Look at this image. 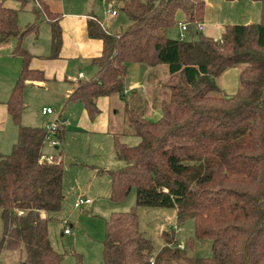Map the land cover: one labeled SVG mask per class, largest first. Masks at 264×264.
Here are the masks:
<instances>
[{
    "label": "trees",
    "instance_id": "1",
    "mask_svg": "<svg viewBox=\"0 0 264 264\" xmlns=\"http://www.w3.org/2000/svg\"><path fill=\"white\" fill-rule=\"evenodd\" d=\"M2 1L0 43L15 39L11 54L20 57L21 67L4 103L17 130L9 152L0 155V253L22 251L17 264H62L47 223L63 198L58 146L64 127L54 130L56 152L45 162L39 155L46 130L20 124L24 82L43 80L41 71L28 67L22 39L46 22L50 57H56L60 14L45 0H18L17 9ZM251 1L259 3L258 22L224 25L219 39L194 29L203 19V0L124 1L120 9L129 25L119 33L108 32L96 18L87 20V36L101 41L99 56L90 60L96 71L79 80L64 103H79L92 119L97 98L117 95L130 133L138 138L126 145L113 133L114 158L122 164L98 171L109 177L111 200L134 192L133 207L104 221L102 264H156L153 254L159 261V254L168 252L166 246L152 252L150 239L138 229L137 207L169 208L177 223L192 220L193 238L208 239L211 254L191 257L187 264H264V0ZM28 3L34 21L20 29L17 13ZM180 21L188 24L191 39L166 36ZM133 63L167 68V96L155 121L127 106L123 85ZM238 64L239 89L221 95L215 79Z\"/></svg>",
    "mask_w": 264,
    "mask_h": 264
},
{
    "label": "rangeland",
    "instance_id": "2",
    "mask_svg": "<svg viewBox=\"0 0 264 264\" xmlns=\"http://www.w3.org/2000/svg\"><path fill=\"white\" fill-rule=\"evenodd\" d=\"M84 1L87 9L89 10L90 7V10H93V14L97 16L102 27L107 31L122 32L127 27V21L129 24L124 12L120 10L122 0ZM137 1L143 2L145 0ZM53 2L57 4L58 0H53ZM29 4H27V7ZM108 8L117 13L116 17L110 16L107 12ZM19 15V24L21 25L26 20L22 18H29L30 23L34 21V15L30 11H20ZM165 34L167 37L178 39L176 25L166 29ZM189 39L191 38L185 32L184 40ZM240 68V64L227 68L215 79L221 95L228 97L237 92L239 89L238 72ZM165 73L167 75V71ZM24 98L26 102L32 100L37 110L35 113V107L28 104L25 110L27 111L26 114L21 117L22 123L43 126V123L50 122L51 116L40 119L36 117L37 111L42 108L52 109L56 114L60 113L62 100L55 93L45 88L31 91L26 89ZM113 103L115 104V102ZM71 107H74V105H68L67 109L65 108L61 114L66 121L63 141L59 145V148H62L63 198L60 209L54 214V219L47 223V234L52 248L61 255L62 264H102L101 242L104 221L112 212L128 211L133 207L134 192L131 189L124 199L111 200L108 197V176L105 174L95 175L91 167L113 169L122 164L113 156L110 132H115L118 135V141L126 145L136 144L138 138L130 133L120 103L113 105L107 115L108 131L100 130L94 124L92 127L76 126L69 119ZM113 110H115V114H112ZM158 118L159 114L144 119L155 121ZM2 150L7 152L9 145L5 144ZM54 150L55 146L44 144L42 153L52 155L55 153ZM76 193L85 194L91 203L81 205L78 208L73 207ZM135 211L138 217V229L145 237L150 239L152 252H157L163 246L168 248V252L159 254L161 258L159 261L153 254L156 264H187L188 259L191 257H208L211 254L208 239L199 241L193 238L191 219H185L181 223H177L174 211L169 208L137 207ZM65 226L69 229L70 236L61 235ZM1 229L0 220V233ZM163 232L165 233L163 234ZM170 238L172 240L168 242L167 239ZM176 244L182 245L183 249L181 252L177 251L175 255H171L176 248ZM5 254L9 257H6ZM22 256V251L8 252L3 250L0 253V264H17Z\"/></svg>",
    "mask_w": 264,
    "mask_h": 264
},
{
    "label": "crops",
    "instance_id": "3",
    "mask_svg": "<svg viewBox=\"0 0 264 264\" xmlns=\"http://www.w3.org/2000/svg\"><path fill=\"white\" fill-rule=\"evenodd\" d=\"M124 1L127 0L121 1L120 8ZM203 1L205 6L203 19L201 21V32L202 35L206 37L219 39L224 25L257 23L259 20L260 8L259 3L256 1ZM45 2L51 11L58 12L60 14L58 25L60 28L61 44L57 56L50 57V28L46 22L39 23L37 29L34 32L27 34L22 39V46L30 54L28 67L30 69L41 71L43 74V80H26L24 82L22 89V110L20 114V124L22 126H37L36 124L31 125L21 122V117L27 112L25 111L28 107L27 105L29 104L30 106L31 104V106H34L32 100H30V102H26L24 98L25 90L27 89L31 91L45 88L46 90L55 93V95H57V97L62 100L59 113L60 115L65 110V108L67 109L68 105H74V107H71L72 110L69 113V119L72 120V123H74L76 126L82 127H92L94 124L98 127V129L105 131L108 129L107 115L111 111V107L117 103H120L122 106V100L117 95L97 98L96 106L98 108V114L92 119L87 117L83 107L79 103H64L65 99L71 93L73 87H75L79 80H87L92 78L95 74L96 67L90 63V60L99 56L101 52V41L99 39L90 38L87 36L86 22L89 18H96L97 20L98 18L95 14H93V10H90V7L89 10L87 9L86 2L84 0H58V3L56 2L57 4H55L53 0H45ZM2 5L13 9H17L19 6L18 0H3ZM20 11L30 10L26 6L17 13V25L20 29H22L30 23V20L29 18H22L26 20H24L22 25L19 24ZM116 15L117 13L115 12L114 15L110 16L116 17ZM176 18L179 20L182 19V14L179 11L176 13ZM178 23L176 24L177 34L179 32ZM128 25L129 24L127 21V26ZM119 32L120 31H114L112 33ZM186 34H188L191 38L192 35L190 31H187ZM14 43V38L9 39L5 43H0V147L3 148V146L7 144L9 145V150L15 141L17 129L8 116L4 103L21 67L20 57L13 56L11 54ZM165 71H167V68L163 64H156L152 66L134 63L130 64L127 68V74L123 85V95L127 100L128 108L143 118H149L158 114L160 115V102L167 96V90L164 86V82L167 79ZM113 102H115V104ZM36 110L37 109L35 107V113ZM112 114H115V110H113ZM72 115L75 116L73 117ZM47 116L50 115L41 114V110L37 111L36 117L38 119ZM46 123H43V126ZM65 130L66 129L64 127L63 136ZM109 134L112 138L113 152V133L110 132ZM63 136L61 142L63 141ZM2 148H0V155H5L9 152V150L7 152H5V150L1 151ZM58 149L60 152H62L61 147L59 148L58 146ZM54 152L56 151L54 150ZM60 158L62 159L61 153ZM91 168L95 175H107L106 173L98 172L99 169H102L101 167ZM107 169L110 168H103V170ZM78 195L87 198L85 194L76 193L75 200ZM90 203L91 201L83 205H89ZM73 207H75L74 203ZM164 233L165 232H163V234ZM5 255L6 257H9V255Z\"/></svg>",
    "mask_w": 264,
    "mask_h": 264
},
{
    "label": "built area",
    "instance_id": "4",
    "mask_svg": "<svg viewBox=\"0 0 264 264\" xmlns=\"http://www.w3.org/2000/svg\"><path fill=\"white\" fill-rule=\"evenodd\" d=\"M107 12L110 15H114L115 11L113 9H107ZM194 29L195 31H199L201 32L202 30V23L198 22L194 25ZM178 38L179 39H184V34L185 32H187L188 29V24L185 22H179L178 23ZM41 114H45V115H50L51 116V120L50 122H47L43 128L46 130V136L44 139V143L43 144H48L50 146H56L57 145V140L53 137V132L57 127H65L66 125V121L62 118V116L59 113H54V111L52 109L49 108H42L41 109ZM53 160V155H45L43 153H41L39 155V161H45V162H51ZM90 202V199L82 197L81 195H78L75 202H74V206L75 207H79L83 204H87ZM20 212H18L19 214ZM62 234L65 236H69L70 235V231L69 229L65 226L62 229ZM176 248L178 249H182L183 246L180 244H176ZM152 264V263H151Z\"/></svg>",
    "mask_w": 264,
    "mask_h": 264
}]
</instances>
